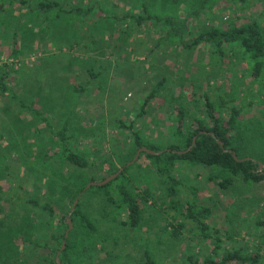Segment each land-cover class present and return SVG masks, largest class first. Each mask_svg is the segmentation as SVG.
<instances>
[{"label": "rangeland", "instance_id": "rangeland-1", "mask_svg": "<svg viewBox=\"0 0 264 264\" xmlns=\"http://www.w3.org/2000/svg\"><path fill=\"white\" fill-rule=\"evenodd\" d=\"M59 1L57 20L52 17L56 11L37 9L39 0L7 5L0 12V72L9 88L0 93V264H38L40 250H30L25 241L51 242L56 232L46 225V213L30 207L25 197L53 202L56 223L64 219L65 233L68 214L79 198L91 219L100 221L92 247L95 264H144L148 256L153 264H202L209 256L218 261L233 251L257 254L255 264H264V227L258 225L264 221V181L236 183L225 190L210 180L211 168L178 163L175 174L184 185L181 205L170 206V197L162 204L166 187L151 170L149 158L141 153L134 160L138 149L127 128L133 124L146 141L165 148L182 146L175 135L178 108L198 113L205 92L213 99L224 96L242 110L234 134L256 125L248 131L242 154L262 162L264 75L254 80L238 46L228 45L224 54L209 45L190 49L167 41L155 23L141 27L128 16L121 20L128 13L148 12L183 20L196 8L192 0ZM75 6L84 12H63ZM236 17L256 21L264 32V0L213 1L192 19L184 41L210 24L225 25ZM15 48L19 54L12 56ZM161 81L163 86L142 113ZM30 106L46 115L55 130L68 122V147L88 158L92 167L69 164L60 141ZM224 113L228 116L226 109ZM126 167L129 188L151 189L144 222L128 230L112 221L114 205L107 195L84 191L91 182ZM109 194L119 199L115 188H109ZM187 201L210 207L213 213L205 232L186 219L176 239L170 223L177 225L174 215L184 220ZM207 232L211 236L205 237Z\"/></svg>", "mask_w": 264, "mask_h": 264}, {"label": "trees", "instance_id": "trees-1", "mask_svg": "<svg viewBox=\"0 0 264 264\" xmlns=\"http://www.w3.org/2000/svg\"><path fill=\"white\" fill-rule=\"evenodd\" d=\"M213 1L216 0H192L196 8L192 6L190 12L183 20L168 16L161 17L149 12L144 16L128 13L121 20L127 19L128 16V18L135 20V23L141 27L149 23H155V26L165 33L167 41L173 45L181 43L184 47L190 49L209 45L215 52L224 54V49L228 45L231 47L233 45L238 46L250 63L254 80L261 78L264 75V32L256 21L236 17L229 20V23L225 25L210 24L204 27L201 32L190 36L189 40L184 41L185 37L192 31L190 25L192 19L201 15L204 9L208 5H211ZM237 1L241 3L245 0H234L235 3ZM26 2H29V0H0V12L4 11L7 5L24 6ZM61 7L62 3L59 0H39L37 3V9L44 13L56 11V14L52 16L56 20L61 15L62 10L59 9ZM63 12L78 14L84 12V9L75 6L71 7L68 11L63 10ZM53 18H50V20ZM17 54H19V51L15 48L12 56H17ZM163 84L164 81L159 82L157 89L146 99L141 109L142 113L145 111L150 98L159 92ZM6 91H9V88L5 83L4 76L0 72V93ZM29 108L48 125L50 132L60 141L61 151L69 164L82 169L92 167L88 158L68 147L70 138L68 134V122L61 129L55 130L46 115L33 106ZM225 109L228 111V116L224 113ZM241 113L242 110L233 104V99H227L224 96H218L213 99L205 92L202 107H200L198 113L190 112L189 109L183 106L178 108L175 135L183 145L172 143L168 148L163 147L160 142L146 141L139 130H134L133 124L127 127L132 131L133 143L137 149L147 147L151 150L162 152L158 155L142 153L152 161V165L154 166L151 170L153 171L154 169L156 174H158L161 187H166L167 195L162 198V204L167 203L166 199L170 197L173 200L170 206L179 208L181 205V200L178 197L183 182L175 174L178 163L211 168L210 180L215 181L218 186L225 190L234 187L236 183L249 185L264 181V173L259 170L258 163L253 160L237 161L231 152L225 151V149H230L239 158L249 156L248 154L246 156L242 154L246 148L244 141L248 140V131L252 130L256 125H253L254 127H251V129L245 126V132L234 134L233 131L238 126H241ZM187 123L189 125L187 132H185ZM122 126L124 127V124ZM261 131L264 132L262 129ZM195 137H197L196 144L193 145ZM218 140L224 142V147H221ZM178 151L185 152L179 154ZM260 161L264 163V156H261ZM128 170L129 168L126 167L113 181L103 186H91L88 190L107 195V199L114 205L112 221L118 222L126 230L129 228L135 229L144 222L145 212L143 207L148 203L151 196V189L139 192L132 190L125 184L124 179ZM111 187L116 189L119 199H115L109 194V188ZM1 192L2 187L0 186ZM23 200L30 207L45 212L47 215L46 225L52 233L54 230L56 231L52 235L51 242H39L28 239L24 244L32 251L40 250V254L38 255H40L41 261L39 260L38 264H57L56 253L61 247L62 242L65 241V231L62 227V223L65 224L64 219L59 224L56 223L53 202H42L33 197H25ZM186 203L188 211L184 215V220L178 221L177 216L174 215L173 220L177 225L175 226L173 223H170L173 227L171 235L176 239L180 237L182 230L186 228V219H191L202 232H205L208 228L206 220L213 213L210 207L199 206L193 201H187ZM72 220L74 228L70 231L66 239V247L61 252L60 259L62 263L95 264L92 247L96 243L95 239L99 231L98 223L100 221L91 219L90 215L82 209L81 201H79L72 214ZM258 225L264 227V221L259 222ZM204 235L205 237H209L211 233L207 232ZM219 240L216 239L215 243L217 246L219 245ZM147 258L144 264H153L152 259L149 256ZM257 259V254L244 256L239 251H233L228 252L222 260L218 261L209 256L204 259L202 264H255ZM193 264L201 263L198 260H194Z\"/></svg>", "mask_w": 264, "mask_h": 264}, {"label": "water", "instance_id": "water-1", "mask_svg": "<svg viewBox=\"0 0 264 264\" xmlns=\"http://www.w3.org/2000/svg\"><path fill=\"white\" fill-rule=\"evenodd\" d=\"M213 136H215V135L213 134ZM196 139H197V137L194 138V140H193V145L196 144ZM218 143L221 145V147H224V142H223V141L218 140ZM225 151H227V152H231V153L233 154L234 158H235L237 161L253 160L254 162L258 163V168H259V170H260L261 172L264 173V163L259 162V161H256V160H254V159L251 158V157L239 158V157L237 156V154H236L234 151L230 150V149H225ZM143 152H144V153H147V154H152V155H158V154H161V153H162L161 151H154V150H151V149H149V148H147V147H141L140 149H138L137 155H136V157H135L134 160H137L138 157H139V155H140L141 153H143ZM184 152H185V151H178L179 154L184 153ZM133 162H134V161H131V162L128 163V164H131V163H133ZM121 171H122V169L119 170L118 172H116L115 174L110 175L108 178L104 179V180L101 181V182H91L90 184L87 185V187L84 189V191H85L86 189L90 188L91 186H103V185L108 184V183L111 182L113 179H115V178L121 173ZM84 191H83V192H84ZM78 202H79V198H77V199L74 201L73 207H72L71 211H70L69 214H68V217H67V223H68L69 228H68V230H67L66 233H65V241H64L63 244H62V248H61V250L58 252V254H57V256H56V263H57V264H63L62 261H61V259H60V254H61V252L65 249V247H66V239L68 238L69 233H70V231H71L72 228H73V223H72L71 216H72L73 212L75 211Z\"/></svg>", "mask_w": 264, "mask_h": 264}]
</instances>
